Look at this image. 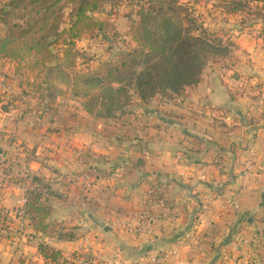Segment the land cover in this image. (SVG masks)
Masks as SVG:
<instances>
[{
    "label": "crops",
    "instance_id": "crops-1",
    "mask_svg": "<svg viewBox=\"0 0 264 264\" xmlns=\"http://www.w3.org/2000/svg\"><path fill=\"white\" fill-rule=\"evenodd\" d=\"M262 38L240 31L231 61L209 63L180 94L142 102L134 93L112 117L68 99L47 129L46 114L9 100L43 105L39 92L12 77L0 83V264H49L39 244L101 264H142L161 250L171 251L166 264H264ZM39 182L48 185L51 235L18 214ZM155 184L173 203L170 216L146 208L158 217L150 230L147 218L128 225Z\"/></svg>",
    "mask_w": 264,
    "mask_h": 264
},
{
    "label": "trees",
    "instance_id": "trees-1",
    "mask_svg": "<svg viewBox=\"0 0 264 264\" xmlns=\"http://www.w3.org/2000/svg\"><path fill=\"white\" fill-rule=\"evenodd\" d=\"M110 2L114 0H6L8 7L4 8L9 9L6 14L18 17V21L2 20L6 27L0 34V58L12 55V45L19 42L25 51L44 55L41 61L50 72L54 70V74L69 80L62 66L67 60L68 66L75 67L78 53L74 50L75 39L83 33L103 32L108 24L91 14ZM61 3L73 5L69 26L65 28L61 27ZM188 11L181 0H150L149 7L140 12L139 27L132 32L138 38L137 46L119 53L115 61L103 62L97 71L79 73L72 83V95L88 98L84 108L89 112L112 117L132 103L134 93L142 102H148L158 95L180 94L197 85L208 61L218 62L226 57L230 47L221 39L217 42L211 39L209 31ZM60 42L65 46L62 60L59 52L52 53L49 49L52 43ZM52 58L54 65H46ZM48 80L38 83L36 90L47 110L63 93ZM39 184L25 191V217L36 231L51 235L54 223H48L47 219L52 208L43 191L48 190V185ZM166 203L173 207L169 198ZM39 251L55 264L70 261L60 250L48 245L39 244Z\"/></svg>",
    "mask_w": 264,
    "mask_h": 264
},
{
    "label": "rangeland",
    "instance_id": "rangeland-1",
    "mask_svg": "<svg viewBox=\"0 0 264 264\" xmlns=\"http://www.w3.org/2000/svg\"><path fill=\"white\" fill-rule=\"evenodd\" d=\"M5 2L6 0H0V34L4 32L6 27L2 20L18 21V17L6 14L9 9L4 8L8 7ZM181 3L183 7L188 8L191 16L209 31L211 39H216V42L217 39H221L224 45H229L230 48L226 57H222L218 62L225 59L231 61L237 48L238 33L240 34V31L243 32L246 28H250L254 37L263 36L262 41H264V2L262 0H181ZM149 5L150 0H114L113 3H105L102 9L92 13L91 15L94 18L103 20L108 25L104 27L101 33L98 31L94 35L83 33L75 39L76 46L74 50L78 51L74 59L76 62L75 67L72 69L68 66L70 63L67 60L63 62L64 66H62L65 76L69 80L66 77L62 78L60 75L54 74V70L50 72L45 68L44 62L41 61L44 55L36 54L34 51H25L19 42L12 45L14 50L12 55L0 58V83H4L10 77L15 79L17 83L22 80V83L26 84V89L29 90L28 95L33 96V92H37L38 83H47V79H49L48 81L52 82V85H57L63 93H60L57 97L60 106L58 105V107L55 104L53 110H47L45 105H41L38 100L35 103L29 96H27V105L21 104L17 95L9 100L12 99L14 105L20 106L19 108L23 113L30 110L32 112L36 111V116L32 113L34 117L46 114L42 127L44 129L52 127L49 121L51 119L54 121V117L61 115L60 109L62 108L60 107H66L69 104L67 100L75 98L72 95V83L79 73L88 70L97 71L103 62L115 61L119 53L137 46L138 38L134 37L132 32L133 29L139 27L141 10L148 8ZM59 7H62L63 14L61 27H68L73 5L61 3ZM49 49L52 53L59 52L61 60L63 59L65 55L63 54V49H65L63 43H52ZM211 62L213 61L209 60L208 64ZM46 65H54V59L52 58ZM242 81L245 84L253 85V87L262 85L261 82L250 84V80H247V82ZM77 99L86 101L88 98L79 97ZM22 111L19 115L23 114ZM247 165L251 166V163ZM249 166L245 169L248 171L247 175L250 173Z\"/></svg>",
    "mask_w": 264,
    "mask_h": 264
},
{
    "label": "built area",
    "instance_id": "built-area-1",
    "mask_svg": "<svg viewBox=\"0 0 264 264\" xmlns=\"http://www.w3.org/2000/svg\"><path fill=\"white\" fill-rule=\"evenodd\" d=\"M247 173L248 171L245 170L243 174L247 175ZM166 198L167 197L165 195L164 187L160 184L153 185L152 187H150L146 195L147 204H145V208L143 209V211L139 212L138 214H135L133 218L127 224L131 225L132 222L137 218L140 219V221L145 220L147 218L146 228L150 230L152 228V225L156 221L155 219L158 217L152 218V215H149V216L146 215V210H147L146 208L151 209L152 211L153 208L155 209L156 207H161L164 210L163 214L165 216H170L173 210V207L169 206L166 203ZM22 203H23V207L19 209L18 214L21 215L22 217H25V209H24V204L26 203L25 196L22 198ZM233 205L235 207H239V202L234 199ZM147 213L151 214L148 211ZM20 227L22 228L23 224H21ZM10 228L13 229L14 226L10 225ZM170 255H171L170 250L154 251L144 257L142 264H166V262L170 258ZM69 260H71L74 264H101L99 261H97L92 256H82V255L72 256L69 258ZM49 264H53V263L49 260Z\"/></svg>",
    "mask_w": 264,
    "mask_h": 264
}]
</instances>
